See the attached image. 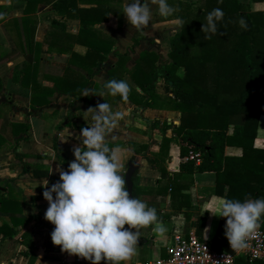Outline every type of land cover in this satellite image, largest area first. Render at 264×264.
<instances>
[{
  "label": "trees",
  "instance_id": "obj_1",
  "mask_svg": "<svg viewBox=\"0 0 264 264\" xmlns=\"http://www.w3.org/2000/svg\"><path fill=\"white\" fill-rule=\"evenodd\" d=\"M25 1L24 14L12 20L17 41L16 49L9 55H24V65L18 74H21L22 84L30 90V108L38 110L47 106L48 97L55 91L86 104H90L91 99L89 95H81L85 89H91L92 93L103 92L102 102L104 100L110 106L116 99L124 101L119 95H109L103 84L98 85L90 79L93 67L105 60L114 43L111 37L93 28L95 23L107 19L110 8L97 4L94 8L79 10L80 27L74 36L65 32L59 20L51 22L45 42L49 51L56 48V57L67 65L61 76L52 78L53 86L48 87L36 79L41 43L33 37L36 25L33 12L39 0ZM51 2L56 8L62 3L70 5L72 0ZM174 7L178 11L173 16L183 20L184 26L178 27L169 38L166 60L158 61L156 52L143 50L133 66L127 68L126 62L135 53L139 42L149 40L143 29L135 30L131 45L122 53L114 52L116 61L108 70V79H123V74H127L133 80L141 92L130 86L126 99L136 105L143 108L164 105L179 112L178 124H156L161 135L157 152H150L146 144H141L140 149L159 171L160 180L166 179L164 193H169L172 210L189 207V195L183 190L192 183L193 174L200 172L214 174L216 194L221 195L223 186H227L225 198L264 197V147L254 144L259 116L264 110V0H177ZM2 8L4 6L0 5V10ZM213 8L222 9L224 16L217 22L218 32L207 34L209 38L205 39L201 24L206 23V14ZM122 11L116 13L118 27L122 24ZM239 18L245 20L246 29L239 26ZM53 39H73L84 44L87 50L80 55L72 50L71 42L56 47ZM61 53L63 56H59ZM6 55L2 54V57ZM27 129L26 122L12 125L13 133H26ZM23 138L20 136L9 141L0 134V146L7 145L12 149L15 161L23 164L22 171H30L36 178L47 176V164H30L22 160L24 154L16 148ZM171 143L178 147L176 171L165 166L170 158ZM53 147L55 151L59 150L56 142ZM228 147L239 148L240 153H228ZM189 150L199 153L198 163L193 159L183 160ZM132 196L135 197L133 191ZM157 214L159 221L166 216ZM204 220V215L198 218L195 234L199 238ZM260 222L264 229V217ZM224 223L225 218L219 216L215 234L208 241L217 250H221L219 241L229 244L223 234ZM11 233L7 224L0 225V234L10 236ZM232 264H264V261H249L238 255Z\"/></svg>",
  "mask_w": 264,
  "mask_h": 264
},
{
  "label": "crops",
  "instance_id": "obj_2",
  "mask_svg": "<svg viewBox=\"0 0 264 264\" xmlns=\"http://www.w3.org/2000/svg\"><path fill=\"white\" fill-rule=\"evenodd\" d=\"M174 1L177 0H168V3L174 7ZM97 4L107 6L111 11L105 21L95 23L93 28L111 37L114 43L105 60L93 67L90 79L98 85L106 82L108 70L116 61L114 52H124L131 45V38L135 32L124 15L121 27L117 26L116 13L123 10V0H72L70 5L62 3L56 8L51 0H39L33 12V18L36 19L33 37L35 41L41 43L36 77L38 82L52 87V78L61 76L67 65L56 57L58 54L56 48L49 51L45 42V35L51 22L59 20L63 23L65 32L74 36L80 27L79 10L94 8ZM0 5L4 6L0 10V134L9 141L24 136L16 148L19 153L24 154L22 160L30 164H47L49 167L47 176L33 177L30 171H22L23 164L15 161L9 146H0V225L7 224L12 229L10 236L0 234V262L2 264H91V261L84 258L77 260L75 254L62 252L59 245L52 244L49 233L54 225L43 216L47 201L42 197L41 184L45 179L49 185L58 180L57 166L67 170L68 161L74 158L73 147L83 148V138L79 136V130L93 123L90 113L85 110L102 102V97L98 95L101 92L92 93L90 89L88 95L91 103L86 104L72 96L58 95L55 91L48 97L47 106L38 110L30 108V90L22 84L21 74H18V70L24 65V55L15 57L9 55L16 49L17 41L12 20L24 14L26 1L0 0ZM176 19L173 15L160 16L156 6L153 5L152 19L143 29L144 35L149 40L143 39L139 42L135 53L130 56L125 66L127 68L133 66L139 52L143 50L156 52L158 61L166 60L169 38L177 29ZM52 41L56 47L71 42L72 50L80 55L85 54L87 50L84 44L73 39ZM2 54L8 55L2 57ZM161 55H165V59L161 60ZM70 67L79 70L74 65ZM122 78L129 83V86L141 92L127 74H123ZM111 107L113 111H126L127 116L107 132L105 142L111 147L118 144L131 149L130 157L121 170L125 172L128 161L136 160L138 169L134 173L132 191L136 198L154 206L159 214H166L160 222L167 229L161 235L152 231L151 225L141 228L136 254L130 260L122 261L121 264H143L149 259L164 257L175 236L195 233L198 218L203 215L205 220L201 229V238L206 241L211 240L219 216L210 212L214 210L217 201L225 198L227 186H223L221 195L216 194L212 172L194 173L192 183L188 189L183 190L189 195V207L179 211L172 210L169 193H164L166 179L160 180L159 171L148 162L144 150L140 149L141 144H146L150 152H157L161 135L156 124L161 125L162 122L178 124L179 112L164 105L143 108L129 99L124 101L116 99ZM21 122L28 124L26 133H13L12 125ZM169 132L166 131L167 134ZM53 142L59 145V150H54ZM254 144L264 147V110L259 116ZM227 152L239 154L240 149L228 147ZM169 155L170 158L165 166L170 171H176L179 157L175 143L170 144ZM32 188L34 194L29 195ZM97 264H106V262L101 259Z\"/></svg>",
  "mask_w": 264,
  "mask_h": 264
},
{
  "label": "clouds",
  "instance_id": "obj_3",
  "mask_svg": "<svg viewBox=\"0 0 264 264\" xmlns=\"http://www.w3.org/2000/svg\"><path fill=\"white\" fill-rule=\"evenodd\" d=\"M153 5L162 17L178 11L168 0H123L122 14L135 30H141L152 19ZM223 16L220 8H213L206 14V23L201 24L200 29L205 33V39L209 38L207 34L218 32L217 22ZM175 24L184 26L181 19H176ZM238 24L242 29L247 28L243 18H239ZM102 86L109 95H119L122 99H126L130 91L129 83L124 79H108ZM90 92L85 89L81 95L87 96ZM98 95L103 97L104 93ZM85 111L90 113L93 121L91 126L79 130L85 147H73L74 158L68 161L67 170L57 166L58 180L49 185L45 179L41 184L42 197L47 201L43 216L54 225L49 233L50 240L53 245H59L62 252L75 254L91 264H97L101 259L106 264H121L136 254L141 228L151 225L152 231L161 235L167 229L159 221L154 206L129 197L121 169L129 159L131 149L118 144L109 147L105 142L107 132L126 117L127 112L113 111L104 100ZM33 194L32 188L29 195ZM210 213L225 218L224 236L232 249L242 250L248 246V238L260 227L264 217V197L224 198L215 203ZM125 224L127 228L123 227Z\"/></svg>",
  "mask_w": 264,
  "mask_h": 264
},
{
  "label": "built area",
  "instance_id": "obj_4",
  "mask_svg": "<svg viewBox=\"0 0 264 264\" xmlns=\"http://www.w3.org/2000/svg\"><path fill=\"white\" fill-rule=\"evenodd\" d=\"M193 159L199 162L198 152L189 150L183 160ZM248 246L242 250L232 249L231 252L212 248L208 241L199 238L195 233L175 236L173 243L167 248L164 257L145 261L143 264H232L238 255L249 261H264V229L260 227L248 238ZM82 260V257H77Z\"/></svg>",
  "mask_w": 264,
  "mask_h": 264
},
{
  "label": "water",
  "instance_id": "obj_5",
  "mask_svg": "<svg viewBox=\"0 0 264 264\" xmlns=\"http://www.w3.org/2000/svg\"><path fill=\"white\" fill-rule=\"evenodd\" d=\"M137 169H138V163L136 162V160L128 161L127 168L123 174V177L125 180V188L128 191L130 198L132 197V188H133L132 176L134 175ZM219 245L225 251H228V252L232 251V248L230 247V245L225 242L219 241Z\"/></svg>",
  "mask_w": 264,
  "mask_h": 264
},
{
  "label": "rangeland",
  "instance_id": "obj_6",
  "mask_svg": "<svg viewBox=\"0 0 264 264\" xmlns=\"http://www.w3.org/2000/svg\"><path fill=\"white\" fill-rule=\"evenodd\" d=\"M191 1V0H190ZM192 1H194V0H192ZM178 28V27H177ZM163 58L165 59V55H161V60H163ZM261 113H263V110L261 111Z\"/></svg>",
  "mask_w": 264,
  "mask_h": 264
}]
</instances>
